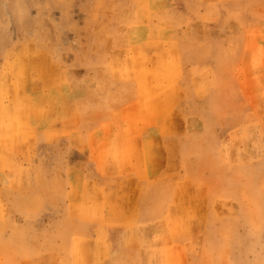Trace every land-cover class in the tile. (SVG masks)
<instances>
[{
  "label": "rangeland",
  "instance_id": "rangeland-1",
  "mask_svg": "<svg viewBox=\"0 0 264 264\" xmlns=\"http://www.w3.org/2000/svg\"><path fill=\"white\" fill-rule=\"evenodd\" d=\"M207 2L0 0V141L11 144L0 142V264H264V9L257 30L219 22L249 30L245 48H231L208 37L216 20ZM92 55L97 66L87 64ZM91 76L132 89L121 109L167 111L189 155L175 162L168 132L166 197H131L136 210L120 231L103 226L120 220L125 187L98 184L96 174L149 178L155 151L120 148L131 136L120 134L96 155L80 148L72 101ZM55 103L69 117L54 119L61 133L51 139L66 143L42 153L55 173L32 195L43 167L28 160L38 156L32 140ZM123 120L127 130L149 125ZM86 161L93 167L81 182ZM65 192L72 212L49 215L50 199ZM81 211L93 221L87 232Z\"/></svg>",
  "mask_w": 264,
  "mask_h": 264
},
{
  "label": "crops",
  "instance_id": "crops-1",
  "mask_svg": "<svg viewBox=\"0 0 264 264\" xmlns=\"http://www.w3.org/2000/svg\"><path fill=\"white\" fill-rule=\"evenodd\" d=\"M192 1H208V15L210 18L213 17L216 20L213 26L209 25L208 37L209 38H222L224 39V44L232 47L239 46L242 49L245 48L248 38V31L244 34L243 28L239 25H235L233 28L227 30L220 29L219 22H227L226 19L230 17L232 21L245 22V27H249L253 30H257L259 27H263V21L258 17V13L264 9V0H192ZM213 42V41H212ZM221 42V41H220ZM213 44H215L213 42ZM184 52V46L182 47ZM215 52V51H209ZM243 52V50H242ZM95 65V58L92 55L87 64ZM97 68V67H96ZM78 93V94H77ZM74 95V102L76 98L79 99V109L76 110L80 117V148L83 151L91 153L95 151V155L99 149H103L109 146V139L113 136L120 135H131L128 137V141H123L120 148H129L127 144L134 143L136 147H142L144 144L147 148L153 149L155 153L153 154V159H151V164H153L154 175L142 179L137 177L136 174L131 175H121L120 177H115L112 175L100 176L99 172L96 174L95 180L98 184L103 183L106 187L118 181L124 189V198L122 201V209L120 211V220H111V223L103 226L104 229L108 231L113 230H123L126 226L122 225L124 222H128L129 218L133 216L134 203L128 202L131 197H136L137 200H142L144 205L149 203L151 198L159 199V203H162V198L166 197L167 194V164L169 155L167 153L168 132H171L172 137H174L176 149L175 155L172 156L175 162L179 165H183L185 162V157L189 155L183 153V133H175L176 131L167 129L168 125V115L167 111L162 108L160 110H155L153 112L145 114L143 111H133L121 109V105L125 103V100H130L132 98V89H125L120 87L119 82H115L112 79L100 78V77H81L80 78V88ZM67 103V102H66ZM69 104V103H68ZM71 105L69 104V107ZM178 115L176 114V118ZM181 118L183 115H180ZM123 118H137L140 122H148L149 125H138L134 127L133 130H127L126 126L123 124ZM180 118V119H181ZM178 121V120H177ZM181 130H182V120H181ZM61 132V131H60ZM133 134H142L140 140H132ZM146 136V137H145ZM103 139L99 141V139ZM173 140V138H171ZM62 143H56L53 139H43L33 146V151H38V156L32 159V165H42L47 170V180H50V176L55 173V161L45 160L41 155L46 150H50L60 147V144L66 143L65 140H61ZM127 142V143H124ZM58 144V145H57ZM43 151V152H39ZM150 165V163H149ZM93 164L84 165L81 169V182L88 179V171H91ZM136 191V194H135ZM136 200V201H137ZM49 215L53 217H58L59 214H70L71 208L69 205L68 197L59 200V202L53 205L48 203L47 209ZM80 223L81 229L86 231L89 229V224L93 223L92 220L89 221L87 216H84L80 212ZM112 213V212H110ZM104 214H107L104 212ZM19 225V224H17ZM17 228V227H15ZM127 251L129 249L127 248Z\"/></svg>",
  "mask_w": 264,
  "mask_h": 264
},
{
  "label": "bare ground",
  "instance_id": "bare-ground-1",
  "mask_svg": "<svg viewBox=\"0 0 264 264\" xmlns=\"http://www.w3.org/2000/svg\"><path fill=\"white\" fill-rule=\"evenodd\" d=\"M4 54L6 55V53H4ZM75 103H76L75 104V107H76L75 109H79V99L78 98H76ZM65 117H69V114L66 113V111L64 109H62L60 111H57V103H55L54 104L53 112L52 113H49V115H48L49 125L43 127V130L44 131L43 130L41 131V129H38L40 132H42L41 135H40L42 137L39 138L38 140H36L34 138V140H32L33 141L32 142V147L34 145H36L39 141H42L43 139H51L52 136H56V135L60 134L61 132L59 131V127H57V125L54 124L55 123L54 119H56V122H59L58 120H62L61 118H65ZM0 142H1V145L5 146L6 148H8V149L11 148V144L9 145V143L3 142V141H0ZM91 154H92V151H91ZM4 164L6 165L8 163L6 162ZM16 169H17V165H16V168L14 170L15 173H16ZM36 172H37V174H36L37 181H34L36 183H34L31 186V189H30L31 191H29L32 195L35 194L37 191L41 190L42 188H45V187H48L49 185H51V183H48L45 180V179H47V173L48 172H47V170L44 167L37 166L36 167ZM14 177H15V174L14 173H9L6 180L7 181H11V180L14 179ZM61 193H59L60 196H54V197H52L50 199L51 201H49V203L53 205L55 203V201L57 202L59 200H62L64 198L68 197V195H69V193H66V192H65V194H61ZM68 226H71V224L70 223H67L65 226H62L61 228L63 230L65 228H67ZM80 228H81V226H80ZM15 240L17 241V239H15ZM26 240H31V239L30 238H26ZM22 246L28 247L26 244H23Z\"/></svg>",
  "mask_w": 264,
  "mask_h": 264
}]
</instances>
